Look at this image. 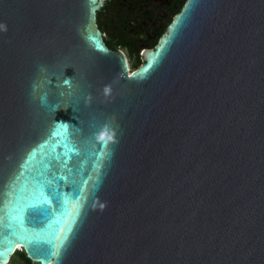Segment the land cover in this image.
I'll list each match as a JSON object with an SVG mask.
<instances>
[{"label": "water", "instance_id": "obj_1", "mask_svg": "<svg viewBox=\"0 0 264 264\" xmlns=\"http://www.w3.org/2000/svg\"><path fill=\"white\" fill-rule=\"evenodd\" d=\"M105 0H0V264H264V0H186L131 69Z\"/></svg>", "mask_w": 264, "mask_h": 264}, {"label": "flooded vegetation", "instance_id": "obj_2", "mask_svg": "<svg viewBox=\"0 0 264 264\" xmlns=\"http://www.w3.org/2000/svg\"><path fill=\"white\" fill-rule=\"evenodd\" d=\"M186 0H105L103 7L97 14V24L103 33L106 45L115 51L121 50L127 57L132 69V53L139 49L142 60L137 68L144 64L143 53L150 48L143 43V36L151 41L153 29H164L174 20L182 9ZM181 6V7H180ZM139 34L140 43L133 45L130 41ZM134 55V53H133ZM136 62V60L134 61Z\"/></svg>", "mask_w": 264, "mask_h": 264}, {"label": "trees", "instance_id": "obj_3", "mask_svg": "<svg viewBox=\"0 0 264 264\" xmlns=\"http://www.w3.org/2000/svg\"><path fill=\"white\" fill-rule=\"evenodd\" d=\"M186 2V1H185ZM181 7V6H180ZM158 26L155 27V29H153V32L152 34H150V36L152 37L151 41H147V36L144 37L143 36V43H148L150 48H153L154 46L157 45V43L159 42L160 38L162 37V35L165 33L164 29L162 30H158L157 28ZM140 37L139 34L135 35L134 38H131L130 41L132 42L133 45H137L139 44L141 41H140ZM137 50H135L134 55L132 53V58H133V61H132V69H136L137 66L142 63V60L138 54L139 52V49L140 47L137 46ZM136 60V62H134ZM9 264H35V263H32L26 256V254L23 252V251H17L11 258V261L9 262Z\"/></svg>", "mask_w": 264, "mask_h": 264}]
</instances>
